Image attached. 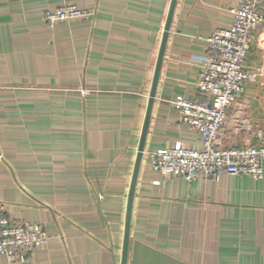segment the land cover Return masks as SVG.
<instances>
[{"label":"crops","instance_id":"obj_1","mask_svg":"<svg viewBox=\"0 0 264 264\" xmlns=\"http://www.w3.org/2000/svg\"><path fill=\"white\" fill-rule=\"evenodd\" d=\"M240 0H176L137 174L126 264H264L263 176L185 180L147 153L202 138L169 99L197 90L208 37ZM90 15L48 26L47 9ZM170 0H0V202L49 237L0 264H120L128 191ZM264 11V7H263ZM225 145L264 138V22Z\"/></svg>","mask_w":264,"mask_h":264},{"label":"built area","instance_id":"obj_2","mask_svg":"<svg viewBox=\"0 0 264 264\" xmlns=\"http://www.w3.org/2000/svg\"><path fill=\"white\" fill-rule=\"evenodd\" d=\"M264 0H240L232 9L229 28H217L208 37V52L199 56L197 90L210 101L176 96L169 103L178 109L181 121L202 138L201 149L181 143L147 153L154 171L177 173L185 180L198 177L218 179L223 174H246L253 179L263 176L264 138L257 144L222 143L227 112L244 91L253 74L245 69V57L257 29L264 22ZM90 15L86 9L64 4L43 13L45 23L81 19ZM264 133V132H263ZM44 226L36 222L16 221L4 214L0 202V253L9 263L24 261V252L48 242Z\"/></svg>","mask_w":264,"mask_h":264},{"label":"water","instance_id":"obj_3","mask_svg":"<svg viewBox=\"0 0 264 264\" xmlns=\"http://www.w3.org/2000/svg\"><path fill=\"white\" fill-rule=\"evenodd\" d=\"M175 5H176V0H170V4L168 7V11H167V15H166L165 23H164V28H163V32H162V37H161V41H160V45H159V49H158V53H157L156 64H155V69H154V73H153V77H152V81H151L150 91H149V95H148V102H147V107H146V111H145L142 130H141V134H140L138 151H137L136 159H135L134 166H133V171H132V176H131V181H130V186H129V191H128V197H127L126 214H125V222H124V233H123V243H122V254H121L120 264H126L134 188H135V184H136V179H137V174H138V170H139V166H140V160L142 157L146 132H147L148 123H149V119H150V113H151L152 104H153L155 93H156L158 77H159V73H160V68H161V64H162V59H163V55H164V51H165L166 41H167L168 32H169L170 24L172 21V16H173Z\"/></svg>","mask_w":264,"mask_h":264}]
</instances>
